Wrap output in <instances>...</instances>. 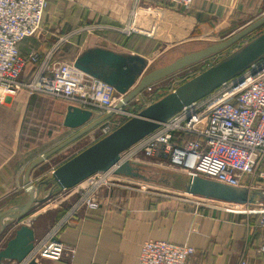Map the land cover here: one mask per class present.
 <instances>
[{"label": "crops", "instance_id": "obj_1", "mask_svg": "<svg viewBox=\"0 0 264 264\" xmlns=\"http://www.w3.org/2000/svg\"><path fill=\"white\" fill-rule=\"evenodd\" d=\"M263 2L195 0L192 8L185 10L159 0H141L139 4L136 0H49L42 18V31L26 40L32 39L36 49L27 48L24 41L20 52L24 55L35 50L43 55L57 38L98 24L108 29L95 34H77L63 49H73L80 55L93 48H104L120 54L140 55L153 62L152 54L163 44L220 33L223 27L229 29ZM128 26L133 29L130 36L120 31ZM14 163L11 159L0 161V250L22 225L34 230L36 241L43 239L67 211L66 207L58 205L35 216L29 214L21 222L13 219L12 216L19 213L17 209L29 200L26 179L31 166L26 170L16 163L14 169ZM164 166L170 168L167 164ZM35 173L34 169L31 180H35ZM124 184L102 191L98 210L81 212L63 229L59 240L76 247L74 259L66 254L59 261L44 259L39 264H138L142 244L147 240L194 248L196 254L188 264H264L259 253L264 243V228L259 227L257 214H235L221 208L224 206L197 208L185 194L186 186L181 190L185 192L183 195L166 196L135 192L128 181ZM244 206L263 208L264 203Z\"/></svg>", "mask_w": 264, "mask_h": 264}, {"label": "built area", "instance_id": "obj_2", "mask_svg": "<svg viewBox=\"0 0 264 264\" xmlns=\"http://www.w3.org/2000/svg\"><path fill=\"white\" fill-rule=\"evenodd\" d=\"M140 1L136 0L138 4ZM159 1L189 10L195 0ZM48 6L49 0H0V105L25 91L31 96H48L67 102L68 106L90 111L92 122L113 114L97 127V142L136 113L125 110L130 103L117 108L124 95L112 86L77 69L75 60L61 61L57 56L77 34H95L108 28L98 24L84 26L74 34L57 38L43 55L35 50L22 55L20 45L41 31L43 14ZM120 31L128 36L133 33L131 26ZM28 72L30 76L25 79ZM153 89L150 85L137 97L146 96L149 100ZM142 99L145 102V98ZM142 157L184 171L188 178L202 177L231 186L264 190V61L204 99L185 107L127 150L122 160L138 163ZM128 179L131 180L111 172L97 173L74 189L64 190H73L72 195L79 196L66 216L42 240L35 241L34 249L22 262L3 264H31L33 261L39 264L44 259L59 261L66 254L74 259L76 247L59 240L63 229L81 212L98 210L102 191L122 187ZM185 194L192 198L191 203L197 208L224 206L221 208L235 214H260L258 225L264 228V207L253 211L244 205ZM259 253L264 260V243ZM195 254L196 250L190 246L147 240L142 244L138 264H188Z\"/></svg>", "mask_w": 264, "mask_h": 264}, {"label": "water", "instance_id": "obj_3", "mask_svg": "<svg viewBox=\"0 0 264 264\" xmlns=\"http://www.w3.org/2000/svg\"><path fill=\"white\" fill-rule=\"evenodd\" d=\"M263 26L264 16L222 43L185 55L170 65L151 71H148L151 69L150 60L145 57L120 54L104 48H93L80 54L75 60V67L102 80L119 94L124 95L117 106L118 109H121L148 86L230 48ZM263 61L264 32L236 52L141 110L109 136L97 141L58 166L52 172L53 182L61 190H71L89 177L107 172H112L116 176L146 180L147 178L140 172L141 164L123 161L122 155L185 107L204 99L225 83L241 77L253 65ZM112 116L113 114H110L92 122V112L77 106H68L63 122L64 127L81 131L31 164L26 179L29 200L24 206L17 209L19 213L14 214L13 219L21 222L31 213L35 205L42 202L39 197L42 188L47 183L41 182L37 187H34L30 181L31 172L52 156L95 130ZM185 186L187 193L191 195L221 202L248 206L264 203V190L258 188L236 187L202 177L189 178ZM4 230H6V226H4ZM35 241L34 230L28 225H22L15 231L5 247L0 250V264L7 261L22 262L34 249ZM31 264L38 263L33 261Z\"/></svg>", "mask_w": 264, "mask_h": 264}, {"label": "rangeland", "instance_id": "obj_4", "mask_svg": "<svg viewBox=\"0 0 264 264\" xmlns=\"http://www.w3.org/2000/svg\"><path fill=\"white\" fill-rule=\"evenodd\" d=\"M263 16L264 2L253 13L247 15L246 18L238 19L237 23L233 24L229 29L225 27L222 29L220 28V33L214 35L202 34L200 36H190L189 38H185L182 43L163 44L155 54H152L151 61L153 62H150L151 69H148V71L165 67L185 55L222 43ZM42 29L43 28H41V31ZM263 32L264 26L230 48L160 80L153 84L154 89L151 99L146 100V96H141L140 98L136 97L125 110H129V112L136 113L137 115L149 104L151 105L168 95L181 84L201 74L206 69L236 52ZM26 45L27 48L33 46L32 39L28 40ZM62 50L64 55L73 56L74 58H77L80 53L75 52L73 49L68 50L65 48L64 50L62 48ZM119 97L120 96H117V98ZM143 97L145 98V102L142 101ZM68 105L69 104L63 100H57L44 95L31 96L25 91H20L17 96L9 99L5 104L0 105V108L5 110L4 112L0 110V112H2L0 113V161L3 159H11L15 162L13 165L14 169L17 168L15 164L18 163L19 165L22 164L27 170V168L41 156L51 152L76 136L81 131L80 129L73 130L63 125L64 115ZM96 129L35 168V180H31L30 178L34 187H37L41 182H46L47 185L42 188L39 197L42 202L35 205L30 215H38L40 211L42 212L59 205L58 207L62 206L67 208L64 216L59 219L61 220L69 212L72 204L79 200V196L72 195L73 190L58 191L56 189L57 186L53 182L52 172L67 160L96 143L95 138L99 133ZM138 163L141 164L140 172L147 179L130 178L131 180H126L131 184L130 188L135 189V192L146 191L166 196H174V193L180 195L185 193L181 190L187 184L189 178L184 171L171 167L166 168L164 166L165 163L143 157L139 159ZM260 209L262 208H254L253 211H258ZM257 215L260 221L261 215ZM48 216L51 215L49 214ZM58 221H56L55 224ZM7 237H9V235ZM7 237L4 240H6Z\"/></svg>", "mask_w": 264, "mask_h": 264}, {"label": "trees", "instance_id": "obj_5", "mask_svg": "<svg viewBox=\"0 0 264 264\" xmlns=\"http://www.w3.org/2000/svg\"><path fill=\"white\" fill-rule=\"evenodd\" d=\"M27 42L28 41H26L25 42V44H27ZM31 48H35V47H33V46H30V49ZM36 49V48H35ZM24 55H27V54H24ZM59 58H61V59H68V60H72V59H74V57L72 56V57H70L69 55H64L63 54V50L61 51V52H59V54H58V56H57V59H59ZM29 76H30V72H28V74H26V76H25V79H28L29 78ZM58 188V187H57ZM59 189V188H58Z\"/></svg>", "mask_w": 264, "mask_h": 264}]
</instances>
